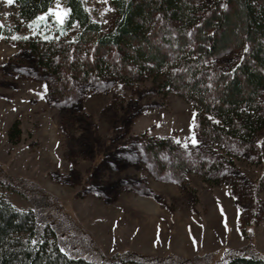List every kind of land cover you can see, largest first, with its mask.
I'll return each mask as SVG.
<instances>
[{"label": "rangeland", "instance_id": "rangeland-1", "mask_svg": "<svg viewBox=\"0 0 264 264\" xmlns=\"http://www.w3.org/2000/svg\"><path fill=\"white\" fill-rule=\"evenodd\" d=\"M84 5L104 29L109 27L114 17L109 0H84ZM68 11L55 2L23 20L14 0H0L6 31L0 34L3 168L57 197L107 257L133 251L207 256V264H219L229 250L245 246L249 234L253 249L264 254V157L257 166L238 163L249 180L240 198L228 185H212L198 173L189 172L182 181L170 171L174 160L166 153L159 155L162 168L139 151V143L150 138H171L182 146L197 142L195 109L186 99L174 92L159 94L153 76L127 85L120 80L82 83L69 101L48 95L47 72L37 67L21 39L70 37L77 23L64 29L67 16L61 24L55 15ZM230 58L227 54L222 62ZM0 200L19 211L30 209L25 198L2 186Z\"/></svg>", "mask_w": 264, "mask_h": 264}, {"label": "trees", "instance_id": "trees-1", "mask_svg": "<svg viewBox=\"0 0 264 264\" xmlns=\"http://www.w3.org/2000/svg\"><path fill=\"white\" fill-rule=\"evenodd\" d=\"M55 2L69 9L63 28L77 23V31L67 38L21 39L47 72L48 95L69 101L82 83L127 85L153 76L159 94L174 92L193 105L197 142L182 146L171 138H150L139 143V151L162 168L159 155L172 157L170 171L182 181L198 173L245 198L249 180L238 163L257 166L264 157V0H109L114 17L107 29L84 0H14L23 20ZM227 54L231 58L222 62ZM0 186L30 204L19 211L0 200V264L206 263L207 256L133 251L107 257L59 199L37 183L10 175L0 164ZM250 192H256L253 186ZM247 237L245 246L229 250L218 263L264 264V254Z\"/></svg>", "mask_w": 264, "mask_h": 264}, {"label": "snow or ice", "instance_id": "snow-or-ice-1", "mask_svg": "<svg viewBox=\"0 0 264 264\" xmlns=\"http://www.w3.org/2000/svg\"><path fill=\"white\" fill-rule=\"evenodd\" d=\"M8 3L11 4L13 3V0H8ZM55 15L57 16V18L59 19V22L62 24L64 22L63 17L67 16V12H63V13H55ZM40 19H44L43 17H41ZM4 25L0 24V28H3ZM195 139H193V143H195Z\"/></svg>", "mask_w": 264, "mask_h": 264}]
</instances>
